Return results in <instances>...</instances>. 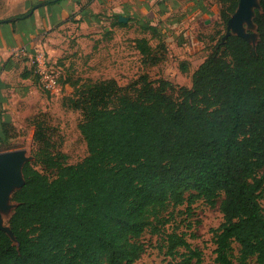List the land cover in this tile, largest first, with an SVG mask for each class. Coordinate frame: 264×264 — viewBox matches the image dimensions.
Wrapping results in <instances>:
<instances>
[{
  "label": "trees",
  "instance_id": "trees-1",
  "mask_svg": "<svg viewBox=\"0 0 264 264\" xmlns=\"http://www.w3.org/2000/svg\"><path fill=\"white\" fill-rule=\"evenodd\" d=\"M219 2L225 26L238 0ZM259 2L257 44L238 35L221 43L217 31L190 86L148 73L126 85L113 77L64 80L72 93L63 104L81 113L77 128L87 155L67 163L52 128L33 119L35 161L23 166L25 182L13 194L17 205L9 219L17 244L0 230V264H135L145 252L139 241L145 232H163L166 255L180 257L174 264H201V251L184 233L165 231L169 219L158 216L168 206L185 204L190 211L198 200L218 202L222 214L211 229L216 264H264V0ZM33 6L11 20L26 17ZM141 29L150 37L135 38L134 47L143 66H156L165 59V44L155 26ZM11 57L0 73L13 65ZM179 69L187 72L188 63L180 61ZM34 70L24 67L21 78L35 79ZM3 83L0 78V107ZM13 128L0 110V148Z\"/></svg>",
  "mask_w": 264,
  "mask_h": 264
},
{
  "label": "rangeland",
  "instance_id": "rangeland-1",
  "mask_svg": "<svg viewBox=\"0 0 264 264\" xmlns=\"http://www.w3.org/2000/svg\"><path fill=\"white\" fill-rule=\"evenodd\" d=\"M150 2H153L154 7L158 10L163 8L161 4L164 2L171 7L169 14V16L171 15V23H168L165 17L163 19L171 31L166 30L163 34L165 35L164 38L167 34H170L168 36L170 42L173 39V41H177L180 34H185L181 49L177 48L176 42H172L168 44V50L166 49L165 59L162 62L156 66H143L139 63V55L132 49V44L128 43L125 46L127 52L124 55L125 60H123L121 54L118 55L120 51L107 54L106 50L102 64L101 62H98V64L94 62L93 65H88V69L77 65L78 67L72 72V79L77 77L91 79L114 77L120 85H126L140 74L148 73L151 78L164 76L177 85H190L189 72L186 74L180 72V60H189L193 54L196 55L193 62L190 59L193 67L200 61L199 52L205 55L212 45L210 36L214 34L217 36V31L225 33L226 25L223 26L222 23H219L220 20L217 15L222 5L219 0H185L183 2H177L176 0H144V5L146 7L147 5L150 6ZM201 6L205 8L202 9ZM193 8L195 14L187 16L192 13ZM131 18L134 20H132L131 25L132 36L141 37L144 32L141 30L140 23H137L138 17L133 13ZM140 18L141 24L148 22L147 19ZM156 18L157 21L154 22H157L159 29H168L164 26L165 23L158 19L159 16ZM146 34L148 37L150 36L149 33ZM162 37L160 36L161 40ZM157 42V38L150 40L152 45ZM197 42L198 49H193ZM126 56L130 58L128 59ZM30 64L25 65L24 61H20V67L4 77L2 87L4 88L5 99L0 110L10 115L14 128L11 130L12 137L5 146L0 148V152L23 149L26 155L30 157L29 162H34L35 144L33 142L34 125L32 122L35 117H38L45 120L52 128L53 141L58 149L67 155L66 162L70 164L77 163L87 155V147L77 128V124L81 120L80 111L63 104L64 99L70 96L72 91L67 93V91L62 90L59 94H50L42 88L36 72L35 79H22L20 73L23 67L28 68V66L33 65L31 61ZM36 167L43 169L39 165ZM220 199L221 197L218 201ZM261 205L264 210V194L261 198ZM11 212L12 210H9L5 215V224H8ZM158 216L162 219H169L165 225V231L176 230L179 233H184L191 246L201 251V264H216L214 262L215 254L213 250L215 246L211 229L216 228L222 222L218 202L215 205H209L203 200H198L191 206L190 211L186 210L185 204L177 207L168 206L160 211ZM163 236V232L161 234L145 232L139 239L145 245V252L135 264H174L180 260L178 256L173 260L166 255ZM234 247V256L236 257L238 255V245L235 243ZM180 251L183 252L184 249L180 248ZM252 263L253 260L249 262V264ZM192 264L196 263L193 262Z\"/></svg>",
  "mask_w": 264,
  "mask_h": 264
},
{
  "label": "crops",
  "instance_id": "crops-1",
  "mask_svg": "<svg viewBox=\"0 0 264 264\" xmlns=\"http://www.w3.org/2000/svg\"><path fill=\"white\" fill-rule=\"evenodd\" d=\"M44 1L46 0H0V20H4L0 23V67L11 55L13 64L10 68L1 71V80L4 81L6 75L20 67V60L15 56L26 57L24 62L25 65H28V63L30 64L29 55L43 54L48 62L59 66L62 74L60 91L57 94L62 90L71 93L72 87L64 80L72 78V72L78 67L77 65L88 69V65H93L94 62L102 64L106 50L107 54L120 51L118 55L121 54L125 60L124 55L127 54L125 46L131 43L132 49L139 55V63H141V55L135 49L133 41L138 37H133L131 32L133 13L138 17L137 23H140L141 26L153 25L158 29L160 36L163 35L162 41L167 50L168 44L172 42H176L177 48L181 49L182 41L185 38V34H180L177 41H173V39L170 42L168 37L170 34L164 38L163 33L166 30L171 31L166 26L168 24L163 21L165 17L167 22L171 23V15L169 16L171 7L166 2L161 4L163 8L158 10L154 7L153 2H150V6L146 7L144 0H60L51 4H44ZM176 1L183 2L185 0ZM37 4L39 5L26 17L15 21L11 20V17L25 13L31 6ZM200 8H204V6ZM193 10L195 9L193 8L192 13L187 16L195 14ZM120 16L127 17V21L120 22L123 24H116L115 19ZM157 16L168 29H159L157 22H154L157 21ZM140 17L147 19L148 22L141 24ZM146 33L148 32H144L142 36L148 37ZM194 48L198 49V42L195 47L193 46ZM22 49L26 52L23 55L20 54ZM207 54L208 52L205 55L199 52L200 61L193 67L191 60L193 62L196 55L193 54L191 60H180L186 61L189 68L185 73L180 72L182 74L189 72L190 78L192 72ZM126 58L130 57L126 56ZM30 67L28 66V69ZM163 78L166 77L163 76Z\"/></svg>",
  "mask_w": 264,
  "mask_h": 264
},
{
  "label": "water",
  "instance_id": "water-1",
  "mask_svg": "<svg viewBox=\"0 0 264 264\" xmlns=\"http://www.w3.org/2000/svg\"><path fill=\"white\" fill-rule=\"evenodd\" d=\"M38 5H35L29 13ZM256 9H260L259 0H238L234 13L226 22V30L221 37V43L229 35H238L255 46L259 39L253 20ZM118 21L126 22L127 17L120 16ZM29 161L30 157L23 149L0 152V230L5 232L15 244L17 242L9 226V219L17 205L12 197L14 192L24 185L23 166ZM9 210L12 212L8 218V224H5L4 218Z\"/></svg>",
  "mask_w": 264,
  "mask_h": 264
},
{
  "label": "built area",
  "instance_id": "built-area-1",
  "mask_svg": "<svg viewBox=\"0 0 264 264\" xmlns=\"http://www.w3.org/2000/svg\"><path fill=\"white\" fill-rule=\"evenodd\" d=\"M25 53L23 49L20 50V54L23 55ZM28 58L35 67L34 72L38 74L42 88L50 94H57L60 91L61 68L54 63L48 62L43 54L29 55Z\"/></svg>",
  "mask_w": 264,
  "mask_h": 264
}]
</instances>
